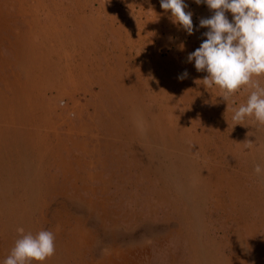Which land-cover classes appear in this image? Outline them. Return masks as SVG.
<instances>
[{
  "label": "rangeland",
  "instance_id": "obj_1",
  "mask_svg": "<svg viewBox=\"0 0 264 264\" xmlns=\"http://www.w3.org/2000/svg\"><path fill=\"white\" fill-rule=\"evenodd\" d=\"M185 3L192 35L160 0H0V260L49 230L44 264H264V124L202 85Z\"/></svg>",
  "mask_w": 264,
  "mask_h": 264
},
{
  "label": "clouds",
  "instance_id": "obj_2",
  "mask_svg": "<svg viewBox=\"0 0 264 264\" xmlns=\"http://www.w3.org/2000/svg\"><path fill=\"white\" fill-rule=\"evenodd\" d=\"M213 11L210 18H202L199 28H206V37L187 57L194 61L197 72H206L202 85L223 93L224 101L244 86L253 90L244 104L233 110L232 119L240 124L253 118L264 124V87L254 77L264 76V0H193ZM160 7L170 12L173 24L188 35L194 28L191 11H185V0H160ZM231 13V20L226 13ZM181 50L184 45L179 46ZM187 71L178 79L187 78ZM138 126L143 129L142 122ZM251 142H249V146ZM254 172L264 176V166L256 164ZM23 233V229L19 230ZM55 254V235L41 230L37 234H24L15 241L10 254L0 264H44Z\"/></svg>",
  "mask_w": 264,
  "mask_h": 264
}]
</instances>
